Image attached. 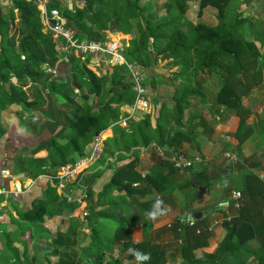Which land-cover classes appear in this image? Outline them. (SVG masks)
Returning a JSON list of instances; mask_svg holds the SVG:
<instances>
[{
	"label": "trees",
	"instance_id": "trees-1",
	"mask_svg": "<svg viewBox=\"0 0 264 264\" xmlns=\"http://www.w3.org/2000/svg\"><path fill=\"white\" fill-rule=\"evenodd\" d=\"M180 1L178 4V0H164L163 3L158 0H78L77 8H68L61 0L49 4L57 7L66 17L68 26L84 38L105 40L107 31L122 35L130 34L131 37L124 45V55L130 63L149 69L159 59L180 67V73L171 77L175 88L171 94L173 100L171 107L165 102L160 104L154 117V126L151 124V114L147 112H141L143 120L129 130L115 123L118 133L103 140L102 152L97 161L100 164H103L106 158L115 156V147L110 146L111 141L125 133L132 136L128 142L125 141V153L132 146L145 147L153 142L154 154L156 148L165 144L178 145L182 141L190 140L188 134L179 131L174 132L170 141L166 136L171 120L176 125L182 124L185 102L189 98L193 96L205 98V93L197 86L201 71H206V74L214 71L223 81V85L215 92L214 103L225 107L227 111L241 119L245 118L242 97L257 82L255 83L252 78V83H248L245 79L251 76L247 75V72L243 73L245 68L254 64L253 60L248 63L254 59L251 57L252 47L256 50L258 45L264 50V16H257L252 12L246 14L245 9L240 8L243 4L249 7L255 0H197L199 12L206 6L217 10V24L214 26L200 24L203 32L191 27L194 31L191 35L183 30V25H186L183 24L185 16L179 7H182V2L186 0ZM151 5L152 11L148 12ZM133 19L138 20L136 27L132 25ZM199 41L201 45L197 48ZM59 44L58 40L43 31L39 9L33 1L15 0L11 3H0V111L8 105L16 104L18 100L29 108L43 109L44 89L48 94L59 93L65 99H70L64 89L72 92L74 87L86 88V94L79 91L73 95L77 105L66 121L67 140L64 143H57L53 138L51 143L33 151V158H43L50 164H37L35 170H29L21 176V180L32 178L37 184L41 180L47 181V184L44 183L47 192L41 204L34 206L32 210L17 209L18 213L29 221L42 220L44 216L53 212L61 213L60 208L55 210L54 206L50 205V202L58 199L61 193L43 175L52 168L60 169L67 163L75 164L77 159L74 157L82 155L86 145L96 141L104 129L111 128V121L119 118L121 108H124L128 115L125 104H131L134 96L130 81L128 87L124 84V76L117 72L118 68H124L131 79L126 66L111 65L116 68L112 71L107 68L105 73L100 74L86 64L88 58L85 62H79V59L72 57L69 74L66 72V75L61 74L62 65H59L60 79L49 81L45 69L41 66H55L59 56L57 50ZM191 51L196 56L192 73L194 80L183 77L187 70L186 60L179 64L175 62L176 57ZM221 56L232 57L235 68L221 61ZM261 66L264 67V58L261 60ZM13 76L17 82L10 83ZM25 79H28V82L24 81ZM146 79L147 90H153L157 84L156 80L153 77L150 81ZM107 82L113 84L111 89H105ZM90 95L93 96L91 104L87 102ZM249 131L250 126L245 120H241L235 137L241 141ZM112 145L115 146L114 143ZM121 161L124 163L121 164ZM137 164L138 158L133 152L129 155L120 153L115 156L113 162L104 167L115 168L109 180L96 194L95 205L99 212H90L85 222L81 224L82 230L87 234L80 241L76 239L68 253L61 251L62 247H67L66 234H58L52 240L55 246L49 253L46 264H123L124 258L135 260L128 253L129 248L150 253L151 260L145 264L168 263L169 249L167 245L161 246L153 242V236L158 232L152 230L153 220L147 216L157 199L154 195L165 190L166 175L148 172L142 176L136 170ZM12 172L15 173L13 170ZM97 178L98 176L93 177L87 184L88 194ZM246 183V199L240 202L237 215L221 223L225 225L226 233L219 242V251L215 257L208 259L195 253L196 249L208 245V238L211 237L207 226L218 224L214 217L207 215L201 222L193 224H183L180 218L173 222L174 231L184 229L185 232L179 248L185 264H264V198L258 200L250 181ZM68 185L65 188L70 192L72 189L70 187L75 186V182ZM66 203L71 206V210L85 205V201ZM86 206L89 208L87 204ZM128 209L133 210L130 217L127 214L130 212ZM98 219L113 222L115 224L113 233L108 234L97 222ZM138 228H142L145 233L139 240L134 235ZM253 238L259 239L261 243L259 249L251 250L244 246ZM113 246H117V251H113ZM50 258H54L55 261L52 262ZM10 263L32 264L25 256L13 258ZM0 264L4 263L0 260Z\"/></svg>",
	"mask_w": 264,
	"mask_h": 264
},
{
	"label": "rangeland",
	"instance_id": "rangeland-1",
	"mask_svg": "<svg viewBox=\"0 0 264 264\" xmlns=\"http://www.w3.org/2000/svg\"><path fill=\"white\" fill-rule=\"evenodd\" d=\"M158 1L160 3L164 2V0ZM54 2L55 0H49V3L47 5L50 6L49 4L52 5L54 4ZM61 2H63V0H61ZM180 3L181 1L178 0V4ZM66 4L71 5L70 1H68ZM197 4V0H186L182 2V7H179L180 9H182L185 16L183 24L186 23V25H183V30L187 33H190L191 35H193L194 33L191 27L194 29H200V24L214 26L217 23V10L214 7L206 6L202 9L201 12H199V7ZM245 7L246 6L243 4L240 8L244 9ZM71 8H77V6L75 5ZM152 8L153 6L151 5L148 12L152 11ZM204 11V15L200 16ZM143 19L144 18H142L141 20L143 21ZM132 22V25L136 27V25L138 24V20L133 19ZM200 30L203 32L202 29ZM117 35L122 36L120 38L123 39L122 44L124 45L126 44V40L131 37L130 34H127V37H124L120 33H117ZM248 40L250 39L248 38ZM200 45L201 41H199L197 48ZM256 46V50L255 47H252L251 49V51L253 52L251 57L254 59H251L248 62L251 63L253 60L254 64L245 68L243 74L247 72V75L251 76L250 78L246 76L247 78L245 80H248V83H252V78L255 83L257 82L254 86H251V89L247 93L252 91L250 92L252 97L255 99H260V102L264 103V67L261 66V60H263L264 58V50H262L258 45ZM176 58V64H179L184 60L187 61V70L185 73H183V77L185 79L191 78L192 80H194L192 73L193 67L195 66L196 62V56L193 51L185 53L184 55H180ZM221 58V61L227 63L230 67L235 68V61L232 57L221 56ZM86 64H88V66L93 70L98 71V73L100 74L105 73V70L107 68L109 71H112L116 68L111 65H106L104 69H102V66L96 64H91L89 62H87ZM160 64L169 67L167 69L169 70V72H173V74L176 73L177 75L180 73V67L178 65L174 66L172 62L167 63L163 60ZM41 68L45 69V65L41 66ZM65 72H69L68 67L62 65L61 74H66ZM117 72L121 73L124 76V84L128 86L129 81L131 82V79H129V76L127 75L125 69L118 68ZM187 73L188 76H186ZM146 78L147 73L145 74V79ZM198 80L199 83L197 84V86L200 87L206 95L205 98H200H202L203 100H207L210 105L209 108L211 113L214 109H216L217 114L221 115L226 108L219 104H215L213 101V97L215 96V92L218 90V88L223 85V81L220 80V77L214 71H212V73L210 74H206V71H201V75ZM245 80L243 81L245 82ZM24 81L28 82V79H25ZM194 85H196V83ZM112 86L113 84L110 82H107L105 84L106 89H111ZM242 87L243 86H241V88ZM64 90L69 95L70 99H65L59 93L48 94V91L44 89L43 92L45 96V106L43 107V109H40L41 107H38L39 109L29 108V106L25 105L21 100H18L16 104L8 105L0 111V169L7 168L9 170H13L15 171L17 176L21 178L23 173H26L29 170H35L37 164H50L49 161L45 162L43 158H33V151L47 143H51V140L53 138L57 143H64L67 140L68 128H66V121L67 118L72 115V112L77 105V103H75L76 99L73 98V95L74 93H79V91H81L82 94H86L85 87L80 89L78 87H74L72 92L70 90ZM247 93L245 94L248 95ZM92 99L93 96L90 95L87 99V102L91 104ZM169 101L171 103L173 101L171 99V96L169 98ZM162 102L166 103V96L162 97ZM121 112H123L124 115L126 114L124 108H121ZM155 114L156 112L151 116V123L154 120ZM132 117H135L137 120L133 121L134 119H131ZM128 120L133 121L134 127L137 122H141L143 120L141 111L136 110L134 114L128 118ZM212 120L215 122V124L219 121L216 117H214ZM117 123L119 124V121L116 122V124ZM136 137L139 138V135L136 134ZM131 138V135L125 133L123 136H117L116 140L111 141V145H109L112 148L115 147V156L120 153L129 155L134 152V154H136L138 152V146L143 147V145L132 146L130 150L125 153V141L128 142V139ZM97 141L88 143L84 149L83 154L79 155L78 157L75 156L74 159L76 158V161L78 162L80 160L82 161L84 158H90L92 147ZM113 143L115 146L112 145ZM153 159L156 163L158 162L157 160H155V155ZM120 163L123 164L124 162L121 161ZM70 165L71 163H67L65 166ZM201 165L202 164L200 161H195L193 166L188 168L189 171H187V169V172H180L182 174L180 175V181L182 182L184 178L188 177V172H190L191 175L193 174V172H191L190 170H196ZM89 166L90 163L85 166V171L88 172H86L85 176H88L84 177L82 183L87 186V184L91 182L93 177L98 176V178L91 187L90 194L86 193V197H84L86 198L85 205L77 206L75 210L70 209L71 206L66 203L65 199L60 194V197L58 199L50 202V205L54 206L55 210H57L58 208L62 210L60 214H56L55 212H53L51 215L47 214L43 217L42 220L39 221H29L22 217L20 213H18L17 209L21 211L32 210L34 206H37L43 202V197L47 192V187L45 186V184H47V181L45 180H41L39 184H37L36 181L34 184L31 183L27 190L17 198L9 197L8 199H6L2 195L0 196V260L2 261V263L9 264V262L12 261L13 258H21L25 256L28 261L32 262V264H38V262L41 264H46V260H48L47 257L55 246L53 245L54 243L52 242V240L55 239L58 234H66L68 238L67 247L64 245L65 247L61 248V251H64L66 253L70 252L76 239L80 241L83 236L85 237V234L87 233L82 230L81 224L85 222V219L88 215L84 217L83 211H87L88 214L94 211L99 212V209L95 205V195L97 194L99 188H102V186L109 180L113 173V169L115 168L112 167L110 168V170L105 169L106 171L103 170V168H98L97 170L89 173L88 170H91ZM139 168L141 171H145L143 165L140 164ZM59 170H61V168H52L46 174H56ZM47 179L49 180L48 182L50 184H54L56 186V183L53 181V179ZM97 182L99 183V185L101 184V187H98L99 185L97 184ZM11 185L12 184L10 181L0 177V188L5 187L8 189ZM65 190L66 189H64V191ZM78 192V189L73 190V196L77 197ZM83 195L84 192H82V197ZM240 202L242 203V199H240ZM86 204L89 206V208L86 206ZM134 210L135 212L137 211L136 209ZM128 211H130L127 213L130 217L132 213L131 211L133 210L128 209ZM97 222L106 229V232L108 234L113 233L115 226L113 222L108 219H98ZM168 228L173 227L171 226ZM166 239L171 241L170 238ZM162 240L164 239L160 234H156L153 236V242L155 243L157 241L161 245ZM209 240L210 238H208V245L210 244ZM172 247H176V245H173ZM112 249L113 251H117L118 248L117 246H113ZM218 251V246L215 247L213 245H209L206 255L208 258H213L216 256ZM51 261L54 262V258H52ZM130 262L136 263L134 259L127 260L124 258L123 260V264H128Z\"/></svg>",
	"mask_w": 264,
	"mask_h": 264
},
{
	"label": "crops",
	"instance_id": "crops-1",
	"mask_svg": "<svg viewBox=\"0 0 264 264\" xmlns=\"http://www.w3.org/2000/svg\"><path fill=\"white\" fill-rule=\"evenodd\" d=\"M68 1H70L71 5L66 4ZM77 3L78 0H63L62 2L68 8L74 7ZM247 8H244L246 14L252 12L257 16H264V0H255ZM204 13L205 11L200 16H203ZM123 36L127 37L128 35L123 34ZM88 62L92 64L93 58H88ZM161 62L158 59L152 68L144 69L145 74L147 73L146 80L150 81L153 77L157 82L153 90L150 89L148 91L152 111L147 113H151V116L155 112L157 113L163 96H166V105L168 107H171L173 103V101L172 103L169 101V98L175 88L170 78L176 73L169 72L167 69L169 67L161 65ZM104 67L102 66V69ZM190 80L192 79L190 78ZM250 92L242 97V105L245 108L244 114H246L244 119L226 109L221 115L217 114L216 109L211 113L207 100H203V97L197 98L193 96L185 102L182 124L176 125L171 120L169 133L166 136L168 141H170V137L172 138L174 132L179 131L188 134L190 140L182 141L178 145L165 144L163 147L156 148L154 154L153 142L145 147L138 146V152L135 156L138 158V164L143 165L145 171H141L138 164L136 170L142 176L148 172L161 176L166 175L165 190L161 194L154 195L156 198L163 200V207L167 210L166 215L153 220L152 230L160 231L158 235H162L163 239H171L169 245H167L169 249L167 264H185V261L180 256V246L172 247L176 245L177 238L183 237L185 234L184 229L178 232L174 231L173 228H168L169 225L172 226L176 219L180 218L183 224H193L201 222L207 215L214 217V220L225 218L226 216L234 218L238 213V209L234 207L231 194L234 191H240V199L244 201L246 199L245 187L248 181L253 186V193H255L257 199L264 198V103L260 102V99L253 98ZM130 105L129 103L125 104L126 111L128 115L130 113L133 115L135 111L132 112ZM128 115L120 112L119 118L111 121V128L104 129L98 135V141H96L101 149L105 138L112 136L116 132L118 133V129L114 127L116 122L119 121V126L128 130L134 125L133 121L137 120L135 117L131 118L134 119L133 121L128 120L126 126L122 125L121 120ZM214 117L219 120L216 124L212 120ZM241 120H245V123L250 126V131L240 141L235 137V131ZM151 124L154 126L155 121L153 120ZM175 151H183L188 156L195 157L196 161H200L202 164L198 169L190 170L193 174L191 175L188 172V177L186 176L187 178H184L182 182L180 181V175L182 174L179 171L177 172L171 165L170 158ZM225 152H234L237 158L236 162L229 161L224 156ZM154 155L155 160L158 161L157 163L153 159ZM108 158L111 159L107 160L106 158L103 164L97 162L98 158L89 160V168L91 169L88 170L89 173L98 168L105 170L104 167L109 162H113L115 156ZM97 184L99 185L98 182ZM98 187H101V184ZM182 214L191 216L190 220H182ZM200 225L202 224L200 223ZM225 233L226 227L224 224L213 225L212 230H208V234L211 237L209 245L217 247ZM144 234L142 228L134 231V235L138 240L142 239ZM209 245L196 249V255H204L208 258L206 253ZM244 246L251 250H256L260 248L261 243L259 239L253 238L246 242Z\"/></svg>",
	"mask_w": 264,
	"mask_h": 264
},
{
	"label": "built area",
	"instance_id": "built-area-1",
	"mask_svg": "<svg viewBox=\"0 0 264 264\" xmlns=\"http://www.w3.org/2000/svg\"><path fill=\"white\" fill-rule=\"evenodd\" d=\"M15 0H0L3 2H13ZM33 1L40 13V20L42 29L45 33L51 35V37L60 42L58 46V60L54 67H45V72L48 75V80L60 79L59 65H65L68 70L71 68L72 62L71 58L79 59V62H85L87 58H93V63L99 66L106 65H122L126 66L131 78V90L133 92V101L131 103V110L141 111V112H151L152 104L149 99L148 90L145 84V74L144 70L135 63H130L126 60L124 55V44H122V36L117 35V32L107 31V37L105 40L97 39H87L77 34V32L70 28L67 24L66 17L62 12L54 6H48V0H27ZM74 59V60H75ZM69 74V72H68ZM66 75V74H65ZM132 116L130 113L126 118L121 120L123 126L127 125V120ZM102 149L99 147L98 142L94 143L92 147V152L90 158H84L82 161H78L70 166H64L56 174H46L44 177L51 178L56 182V187L58 191L62 194L63 198L67 202H84L86 200V185H84L83 179L87 171H85V166L88 165V160L97 159L101 155ZM224 156L231 162H236V154L234 152H225ZM111 158H107L109 160ZM172 167L183 173L188 168L192 167L196 158L188 156L183 151H175L171 156ZM0 177L7 179L11 182V186L7 189L5 187L0 188V196L4 198H17L23 192L27 190L31 183H35L32 178H26L21 180L17 174L13 173L12 170L7 168L0 169ZM80 181V182H79ZM75 182V186L70 192H67L66 185ZM78 189L77 197L73 196L72 191ZM82 192L84 195L82 197ZM231 198L234 201V207L239 208L241 193L240 191H234L231 194ZM84 217L88 215L87 211H83ZM224 220H230V217L217 219L216 222L222 223ZM168 227H171L169 225ZM213 225L207 227V230L211 231ZM181 229L177 230L180 232ZM183 237L176 239V246L182 244ZM169 240L164 239L161 245H169ZM156 243H158L156 241ZM159 244V243H158Z\"/></svg>",
	"mask_w": 264,
	"mask_h": 264
},
{
	"label": "clouds",
	"instance_id": "clouds-1",
	"mask_svg": "<svg viewBox=\"0 0 264 264\" xmlns=\"http://www.w3.org/2000/svg\"><path fill=\"white\" fill-rule=\"evenodd\" d=\"M166 209L163 207V200L157 198L152 204L151 209L148 211L147 216L149 219L155 220L158 217L166 215ZM128 253L135 258L136 264H145L151 260V254L142 252L139 249L129 248Z\"/></svg>",
	"mask_w": 264,
	"mask_h": 264
},
{
	"label": "water",
	"instance_id": "water-1",
	"mask_svg": "<svg viewBox=\"0 0 264 264\" xmlns=\"http://www.w3.org/2000/svg\"><path fill=\"white\" fill-rule=\"evenodd\" d=\"M9 82H10V83H15V82H17L16 77H14V76L11 77ZM8 87H9V84L6 85V88H8ZM130 107H131V106H130ZM181 218H182V220L189 221L190 218H191V216H187V214H182V215H181Z\"/></svg>",
	"mask_w": 264,
	"mask_h": 264
}]
</instances>
